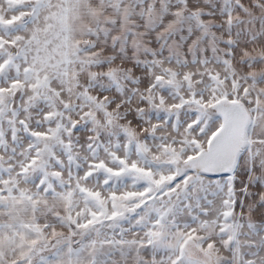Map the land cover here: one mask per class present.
Masks as SVG:
<instances>
[{
  "label": "snow or ice",
  "instance_id": "1",
  "mask_svg": "<svg viewBox=\"0 0 264 264\" xmlns=\"http://www.w3.org/2000/svg\"><path fill=\"white\" fill-rule=\"evenodd\" d=\"M0 264H264V0H0Z\"/></svg>",
  "mask_w": 264,
  "mask_h": 264
},
{
  "label": "crops",
  "instance_id": "2",
  "mask_svg": "<svg viewBox=\"0 0 264 264\" xmlns=\"http://www.w3.org/2000/svg\"><path fill=\"white\" fill-rule=\"evenodd\" d=\"M185 36H187V33H185ZM177 39H179V37H177ZM154 47H156L155 42H154ZM157 50H159V49L157 48ZM165 54H167V50L166 49H165Z\"/></svg>",
  "mask_w": 264,
  "mask_h": 264
}]
</instances>
